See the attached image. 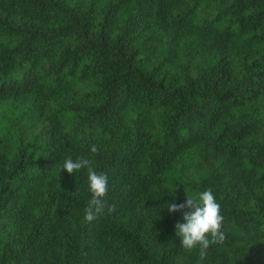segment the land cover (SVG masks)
<instances>
[{"label":"trees","instance_id":"trees-1","mask_svg":"<svg viewBox=\"0 0 264 264\" xmlns=\"http://www.w3.org/2000/svg\"><path fill=\"white\" fill-rule=\"evenodd\" d=\"M7 104L0 264H264V0H0ZM66 158L107 175L92 221ZM205 189L201 257L166 204Z\"/></svg>","mask_w":264,"mask_h":264},{"label":"clouds","instance_id":"clouds-1","mask_svg":"<svg viewBox=\"0 0 264 264\" xmlns=\"http://www.w3.org/2000/svg\"><path fill=\"white\" fill-rule=\"evenodd\" d=\"M90 150L96 152L97 148L92 146ZM81 168H87V185L91 194L84 218L86 221H92L102 210L101 198L107 191L108 178L104 173H97L90 166L88 159L66 158L61 165V169L68 173ZM166 207L169 212L188 209L182 215V222H178L174 228L181 247L188 250L198 247L200 256L203 257L210 243H219L224 240V232L221 231L223 216L220 205L211 190L198 191L194 196L187 197L183 204L172 202L167 203Z\"/></svg>","mask_w":264,"mask_h":264},{"label":"rangeland","instance_id":"rangeland-1","mask_svg":"<svg viewBox=\"0 0 264 264\" xmlns=\"http://www.w3.org/2000/svg\"><path fill=\"white\" fill-rule=\"evenodd\" d=\"M15 113H16L15 110L9 104L2 106L0 108V114H3V117L14 115Z\"/></svg>","mask_w":264,"mask_h":264}]
</instances>
